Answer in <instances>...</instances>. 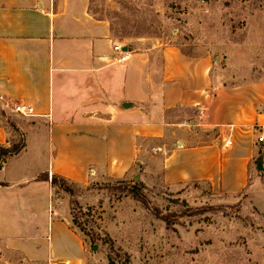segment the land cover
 <instances>
[{
  "label": "crops",
  "instance_id": "crops-1",
  "mask_svg": "<svg viewBox=\"0 0 264 264\" xmlns=\"http://www.w3.org/2000/svg\"><path fill=\"white\" fill-rule=\"evenodd\" d=\"M92 1L0 0V146L19 134L25 144L0 168V252L25 260L84 264L86 242L54 176L83 185L147 163L167 184L240 194L264 136V80L227 83L212 56L122 41ZM115 44L131 51L127 61H115ZM20 103L37 116L17 113ZM148 139L164 144L146 154Z\"/></svg>",
  "mask_w": 264,
  "mask_h": 264
},
{
  "label": "rangeland",
  "instance_id": "rangeland-1",
  "mask_svg": "<svg viewBox=\"0 0 264 264\" xmlns=\"http://www.w3.org/2000/svg\"><path fill=\"white\" fill-rule=\"evenodd\" d=\"M91 12L122 41L155 40L212 56L227 83L264 80V0H93ZM162 144L148 139L139 146L151 154ZM263 155L261 142L247 188L234 195L206 181L167 184L147 163L120 179L69 181L73 195L58 187L76 217L71 226L86 242L84 264H110L109 253L120 262L127 253L131 264H264ZM135 182L144 201L132 192ZM0 264L48 262L3 249Z\"/></svg>",
  "mask_w": 264,
  "mask_h": 264
},
{
  "label": "trees",
  "instance_id": "trees-1",
  "mask_svg": "<svg viewBox=\"0 0 264 264\" xmlns=\"http://www.w3.org/2000/svg\"><path fill=\"white\" fill-rule=\"evenodd\" d=\"M24 146H25L24 142L14 143L10 147L0 146V168L3 166V163L7 160V158L18 154L24 148ZM45 178L48 179L49 176L47 175ZM52 183L54 185H57L61 189L65 190L70 195L74 194L73 187H71L69 181L66 178L61 177V176H54L52 178ZM140 184H141L140 182H135L134 185L132 186V192H133L135 198H137L138 200L144 201L145 197L141 193ZM72 210H74V208ZM72 215H73L72 220L74 223H76V217H75L73 211H72ZM124 255L126 256V259L124 261L120 262V261H116L112 257L111 253H109L108 254L109 263L110 264H131L130 256L127 253H124Z\"/></svg>",
  "mask_w": 264,
  "mask_h": 264
},
{
  "label": "built area",
  "instance_id": "built-area-1",
  "mask_svg": "<svg viewBox=\"0 0 264 264\" xmlns=\"http://www.w3.org/2000/svg\"><path fill=\"white\" fill-rule=\"evenodd\" d=\"M114 50L116 52V56H115V61L117 63H122L125 62L129 59L131 51L128 50V48H125L122 46V44H115L114 46ZM14 110L25 116V117H33V116H37V114L35 113L34 107L30 104H25V103H20L15 105ZM204 114V110L200 109L199 110V115L202 117ZM259 142H264V136H259L258 137ZM230 143V142H229ZM96 171L94 170V168L90 169V175H95Z\"/></svg>",
  "mask_w": 264,
  "mask_h": 264
},
{
  "label": "water",
  "instance_id": "water-1",
  "mask_svg": "<svg viewBox=\"0 0 264 264\" xmlns=\"http://www.w3.org/2000/svg\"><path fill=\"white\" fill-rule=\"evenodd\" d=\"M258 168H259L260 170H263L262 158L259 159ZM138 179H139V177L137 176V177H136V180H138ZM97 248H98V245H94V249H97Z\"/></svg>",
  "mask_w": 264,
  "mask_h": 264
}]
</instances>
